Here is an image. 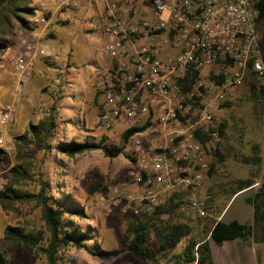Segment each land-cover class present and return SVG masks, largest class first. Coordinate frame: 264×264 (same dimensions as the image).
Returning a JSON list of instances; mask_svg holds the SVG:
<instances>
[{
	"label": "built area",
	"instance_id": "built-area-1",
	"mask_svg": "<svg viewBox=\"0 0 264 264\" xmlns=\"http://www.w3.org/2000/svg\"><path fill=\"white\" fill-rule=\"evenodd\" d=\"M68 13L93 0H56ZM106 8L101 55L108 65L97 78L100 115L110 132L147 125L129 140L130 181L143 209L152 213L171 200L181 215L207 218L202 190L220 141L222 113L253 74L264 89L261 0H103ZM49 17L33 21L32 36L19 40L12 60L15 101L32 77L34 62L50 56L34 32ZM16 111L6 106L5 125ZM123 131V132H124ZM2 140H0V144ZM127 144V145H128Z\"/></svg>",
	"mask_w": 264,
	"mask_h": 264
},
{
	"label": "rangeland",
	"instance_id": "rangeland-1",
	"mask_svg": "<svg viewBox=\"0 0 264 264\" xmlns=\"http://www.w3.org/2000/svg\"><path fill=\"white\" fill-rule=\"evenodd\" d=\"M33 6L38 7L34 2ZM84 6L87 8L84 18L87 19H74L70 23L67 18L61 26L56 27V35L53 34L54 40H51L53 37L51 38V31L49 32L46 38L51 40L49 57L55 60L48 65V70L44 72V75L43 72L38 71L36 78L28 81L20 101H15L14 97L17 74L12 67L19 40L17 45L10 47L0 61V130L2 131L0 140H2L1 145L7 151L9 159L7 163L0 164V191L7 184L8 171L14 164L15 137L23 134L31 123H37L47 114L52 105H56L58 129L51 141L52 148L45 150L42 146H27V152L36 158V165L40 166L43 178L49 181L50 194L53 199L72 206V209L69 206L65 207V209L69 208L63 217L65 225L89 235L82 248L68 247L61 251L58 254L59 263L195 264L184 261V253L189 242L193 239H203L205 235L201 221L194 215L189 218V215L178 213L170 217L163 215L151 223L155 227L151 229L152 233L147 247L157 254L155 262L147 261L140 254L129 250L128 227L140 217L151 215L146 212L140 216L134 215L135 209L144 210V208L137 200L140 196L137 186L129 179L131 144L126 145L124 153L117 158H108L101 150L88 151L74 157L61 151L62 146L71 141L95 145L104 144L107 147L123 144L122 124L118 125V129L110 132L97 127L100 100L93 99L89 88L83 90V95H81L84 108L71 117L64 111L59 112L65 95L71 90L66 81L67 67L84 73L96 65L95 58L97 60L102 58L103 46L99 45L105 40L106 20L90 18L93 6L90 3L82 4L71 12H76L80 8L83 11ZM42 8L46 9V6ZM103 9L102 14L104 13L106 18V8ZM45 12L49 13V9ZM261 31L264 35V20H262ZM98 69H100V74L103 68ZM30 84L33 88L32 94H28L26 90ZM93 84L90 87L92 90L97 87L96 82V86ZM12 103H15L16 111L3 125L1 123L3 113L6 106ZM92 111L95 115L91 119ZM224 123L226 125L224 137L217 146L223 159L213 154L210 155L215 169L211 176L207 174L205 180V183L206 181L211 182L214 199L220 207L229 202V193L243 182L256 184L251 194L260 192L264 188V97H255L250 91L249 84L246 83L239 95L228 105V109L222 113V124ZM21 189L35 193L38 191V182H27ZM240 201L241 197L234 204L230 214ZM76 211H83V215H75ZM179 222L191 225L192 234L182 239L176 248L167 251L166 254H160L158 252V231L164 232L169 226ZM207 223H212V221ZM17 225H22L29 230L41 228L43 222L40 210L34 204L20 205L17 212L10 213L3 211L0 207V247L7 250L9 254L8 264H45L42 257L35 256L26 248L11 247L3 242L6 227ZM208 242L211 244L214 241L210 239ZM237 244L235 242L233 246L225 245L223 250L227 252V257L233 264H243L247 249L240 251ZM248 246L252 248L254 264H264V250H262L264 245L255 246L253 242H250ZM116 251L122 252L113 254ZM256 252L258 255L261 254L259 259Z\"/></svg>",
	"mask_w": 264,
	"mask_h": 264
},
{
	"label": "trees",
	"instance_id": "trees-1",
	"mask_svg": "<svg viewBox=\"0 0 264 264\" xmlns=\"http://www.w3.org/2000/svg\"><path fill=\"white\" fill-rule=\"evenodd\" d=\"M260 30L262 20H264V0L260 2ZM46 14L50 18V13L44 9L33 6V0H0V61L5 56L11 46L17 40L25 37L33 30V21L40 15ZM263 32V31H262ZM261 45L264 53V35H262ZM250 91L255 97H264V89L259 88L257 78L250 74L247 78ZM57 106L52 105L47 114L37 123H31L28 130L18 135L14 139V164L9 169L8 182L4 189L0 191V207L3 211L17 212L18 206L34 204L39 210L43 225L41 228L29 230L22 225L7 226L3 242L11 247H24L37 257H42L45 264H60L58 254L68 247L82 248L88 240L87 233L65 225L63 217L69 208L68 203L53 199L50 194V183L43 178L40 166L36 165V158L27 152V146H42L45 150H50L51 141L55 137L58 129ZM147 125L143 127H133L124 131L121 135L123 144L119 146L107 147L104 144L78 143L71 141L62 146L61 151L70 157L83 154L88 151L101 150L108 158H117L124 153L126 145L131 137L136 133L143 132ZM226 125H221L220 136L224 137ZM2 131L0 130V137ZM218 146V145H217ZM212 148L215 157L220 156L218 147ZM8 153L0 144V164L8 162ZM214 163L208 172L211 176L214 172ZM38 170V171H35ZM27 182H38V191L30 193L23 191L21 187ZM251 184L250 186H252ZM242 190V189H241ZM171 200L168 204L156 207L151 215H145L133 221L128 227L130 234L129 250L140 254L145 260L155 262L157 254L150 251L147 244L155 225L151 224L163 215L172 216L177 213V206ZM254 208V224L264 222V188L257 192L255 196L248 199ZM69 206L68 209H65ZM72 212V211H71ZM77 216H82L83 211H76ZM202 223L203 232L210 234L211 238L222 245L227 240H248L253 237L254 227L241 225L234 221L229 224L222 221H215L212 228L207 224L206 219H199ZM193 228L185 222H179L169 226L164 232L158 231L157 239L159 243L158 252L166 254L167 251L177 247L182 239L192 234ZM116 251L113 254H120ZM186 263L214 264L211 249L207 240H191L184 253ZM9 263L7 250L0 247V264Z\"/></svg>",
	"mask_w": 264,
	"mask_h": 264
},
{
	"label": "crops",
	"instance_id": "crops-1",
	"mask_svg": "<svg viewBox=\"0 0 264 264\" xmlns=\"http://www.w3.org/2000/svg\"><path fill=\"white\" fill-rule=\"evenodd\" d=\"M35 5H38V7L40 9H44L42 8L43 6H46L47 10L49 9V13H50V18H49V23L47 26L45 25H39L36 29H34V32H36L37 34H41L43 35V31H46V29L49 27V30L51 31V38L53 37V34L56 35V27L57 26H61V24H63L62 22H64V20H67V18H69L67 21H69L71 23L72 20L74 19H87L84 18V14L86 12V6H84L83 11L78 10L76 12H68V13H61L58 11V4L56 0H33ZM88 3H84L83 5H86ZM90 5H93L91 8V13H90V18L94 19L95 18H100V20H106L105 18V14H102V10H104L103 8H105L104 2L103 0H93V2H90ZM102 15V16H101ZM39 16V15H38ZM37 16V17H38ZM65 21V22H67ZM69 25V23H68ZM32 32H29L26 36L30 37L32 36ZM54 35V36H55ZM56 37V36H55ZM55 38L53 37L54 40ZM51 40H47L46 38L41 39V43H46L49 45V42ZM18 44V40L16 42L15 45ZM95 41H94V45H95ZM104 44V42H101V44L99 45L100 47H102ZM14 45V46H15ZM51 47V46H50ZM19 44H18V51H19ZM57 52V50H55ZM102 56V55H101ZM97 57V56H96ZM54 58L51 57H46V58H41L38 59L34 62V67L32 69V77L31 79H35L36 75L38 73V71L44 75V72H46L48 70V65H50L52 63V61L54 62ZM100 60V62H99ZM97 60V58H95V63L96 65L93 68H89L87 69L84 73H79L76 72L74 70H72V68H70L69 66L67 67V71H65V75L67 77L66 81L67 84L70 86L71 90L69 92V94L65 95L64 100L62 101V108L59 110V112L64 111L66 112L70 117L73 116L76 112L80 111L82 108H84V103H82L83 99L82 96L83 95V90H85L86 88H89L90 93H92V97L93 99H97L98 100V92H97V87L94 88L93 90L90 88L91 85L93 84L95 85V82L97 83V78L100 72V67H105L108 65V59H105L103 56L101 59ZM47 68V69H46ZM27 93L32 94L33 93V88L32 85L30 84L27 88ZM32 111H34V109H31ZM65 114V113H64ZM91 116L90 118L92 119L95 115L94 111L91 112ZM252 183L248 184L247 182H243L237 189H235L234 191H231L229 193L230 195V200L227 204H225V206L218 205L217 201L214 199L215 196L212 192L211 189V182L209 181L207 183H205L204 189L202 190V195L203 198L205 199L206 202V208L208 213L211 211L212 214L209 213L208 221H212V223H207L209 225L210 228H212L213 223L215 221H222L224 223H231V222H238L241 225H245V226H253L254 227V234L253 237H251L248 240H242V239H237V240H227L225 241L221 246L218 245L210 236V234L206 233L203 237V239L205 240H213L214 242L209 244L210 249H211V254H212V258H213V262L214 264H233V262L231 260L228 259L227 257V252L224 249L225 245L228 246H233V244L235 242H237L238 244L236 246H238L239 249H241L240 251H246L247 249V253L245 254L246 259L244 261L243 264H254V259H253V251L252 248L249 245L250 242H253V244L255 246L257 245H264V222L257 224L255 226L254 224V208L253 206L248 202V199H251L255 196L254 194H251L252 191L256 188L255 185L253 184L252 186H250ZM242 189V190H241ZM241 197V201L239 202V204L235 207V210L232 212V214H230V212L232 211V208L234 206V204L238 201V199ZM264 211V210H263ZM188 218L193 216L188 214ZM196 216V215H194ZM198 219H205V218H199ZM207 221V222H208ZM203 239H199L200 241ZM209 243V242H208ZM256 248V247H255ZM262 250H264V248H262ZM262 250H261V254H262ZM257 257L259 259V257L261 256V254L258 255V252H256Z\"/></svg>",
	"mask_w": 264,
	"mask_h": 264
}]
</instances>
